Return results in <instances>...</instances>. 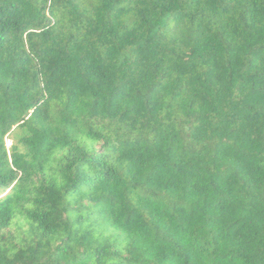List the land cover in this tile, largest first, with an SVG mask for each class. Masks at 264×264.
<instances>
[{
    "label": "trees",
    "instance_id": "1",
    "mask_svg": "<svg viewBox=\"0 0 264 264\" xmlns=\"http://www.w3.org/2000/svg\"><path fill=\"white\" fill-rule=\"evenodd\" d=\"M0 264H264V0H0Z\"/></svg>",
    "mask_w": 264,
    "mask_h": 264
},
{
    "label": "rangeland",
    "instance_id": "2",
    "mask_svg": "<svg viewBox=\"0 0 264 264\" xmlns=\"http://www.w3.org/2000/svg\"><path fill=\"white\" fill-rule=\"evenodd\" d=\"M10 140H8V139H6V146L8 147V146H10Z\"/></svg>",
    "mask_w": 264,
    "mask_h": 264
}]
</instances>
